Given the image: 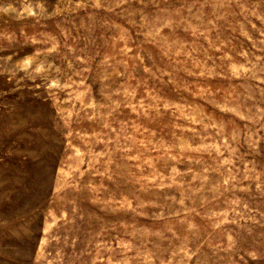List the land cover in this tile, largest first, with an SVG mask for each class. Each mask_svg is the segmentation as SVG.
<instances>
[{
	"label": "rangeland",
	"instance_id": "374dc122",
	"mask_svg": "<svg viewBox=\"0 0 264 264\" xmlns=\"http://www.w3.org/2000/svg\"><path fill=\"white\" fill-rule=\"evenodd\" d=\"M0 264H264V0H0Z\"/></svg>",
	"mask_w": 264,
	"mask_h": 264
}]
</instances>
